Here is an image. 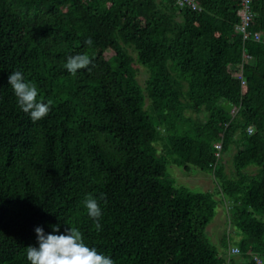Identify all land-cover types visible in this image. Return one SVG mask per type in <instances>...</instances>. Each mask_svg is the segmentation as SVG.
<instances>
[{"label":"trees","instance_id":"16d2710c","mask_svg":"<svg viewBox=\"0 0 264 264\" xmlns=\"http://www.w3.org/2000/svg\"><path fill=\"white\" fill-rule=\"evenodd\" d=\"M196 1L201 9L176 0H0V264H30L35 228L48 234L57 224L55 234L78 228L113 264H264V42L237 29L240 0ZM252 9L250 29L264 33V0ZM78 54L92 63L73 76L65 64ZM135 59L150 69L144 86ZM242 63L245 84L233 76ZM15 71L36 85L38 101H52L42 120L18 106L8 83ZM160 141L186 170L211 172L218 192L176 185ZM89 196L102 209L100 231ZM226 199L242 233L237 258L205 232Z\"/></svg>","mask_w":264,"mask_h":264},{"label":"clouds","instance_id":"9594fccd","mask_svg":"<svg viewBox=\"0 0 264 264\" xmlns=\"http://www.w3.org/2000/svg\"><path fill=\"white\" fill-rule=\"evenodd\" d=\"M88 38L86 45H92ZM92 63L87 54L70 56L65 68L73 76L78 70L87 68ZM8 83L13 89L20 109L30 115L32 122H37L46 117L50 111L52 101L47 103L38 101V90L35 84L25 81L21 71L12 72L8 77ZM87 214L94 220V227L101 230L100 218L102 209L96 198L89 196L84 200ZM60 225L52 226V233L46 234L42 227H36L38 247L28 246L26 258L30 264H113V260L91 248L83 242V236L78 228L70 227L65 234L59 233Z\"/></svg>","mask_w":264,"mask_h":264},{"label":"rangeland","instance_id":"374dc122","mask_svg":"<svg viewBox=\"0 0 264 264\" xmlns=\"http://www.w3.org/2000/svg\"><path fill=\"white\" fill-rule=\"evenodd\" d=\"M129 50L134 55V57H136V51L131 47L129 48ZM113 54L114 51L112 49L106 52V55L108 57L112 56ZM134 64L138 68L137 78L141 85L144 86L146 84L147 78L150 76V69L139 63L136 59L134 61ZM235 109L233 110V112H235ZM156 145L159 148L160 152L168 158V176L174 180L176 185H185L193 190H213L218 192V183L214 179V176L211 172L203 171L192 164L190 165V169L186 170L185 164H179L175 161V159L178 157V154L170 152V149L167 147V145H165L164 141H160L159 143H156ZM235 150L236 148L232 146V148L224 154L223 160L225 162L226 171L228 174H231L234 170L232 158ZM248 170L254 173L256 171V166H250ZM216 197L220 198V195H216ZM231 204L232 201L228 199H226L225 201H220L219 205L216 208V214L212 221L207 225L205 232L209 240L218 246L221 253L225 254L226 252V254L237 258L240 256V252L232 254L229 252V248L232 245H238L237 241L241 239L242 233L239 231L236 224L232 221L230 210ZM259 217L264 220L263 214H259ZM225 236L228 237L229 244L227 246H225L223 242Z\"/></svg>","mask_w":264,"mask_h":264},{"label":"built area","instance_id":"2783aa9c","mask_svg":"<svg viewBox=\"0 0 264 264\" xmlns=\"http://www.w3.org/2000/svg\"><path fill=\"white\" fill-rule=\"evenodd\" d=\"M177 4L180 6H189L193 9H201V6L198 5L196 0H176ZM238 14L240 16V21L236 24V27L239 31L242 32L244 39L253 38L257 41H263L264 42V33L261 31H253L250 29L252 21L254 19L255 13L252 9V0H240V5L238 8ZM254 59V56L250 54L249 52H244V61L243 63H249ZM243 63H242V69L237 70L233 73L234 77H237L241 80L242 84H245L246 79L243 73ZM236 110V109H235ZM234 113V112H233ZM252 129V127H250ZM222 151H223V139H219L215 143V156L217 158L216 162L213 164L214 168H216L219 165L220 158L222 157ZM240 247L238 245L231 246L230 253H239ZM255 258L258 261H261V258H259L257 255Z\"/></svg>","mask_w":264,"mask_h":264},{"label":"water","instance_id":"95a60500","mask_svg":"<svg viewBox=\"0 0 264 264\" xmlns=\"http://www.w3.org/2000/svg\"><path fill=\"white\" fill-rule=\"evenodd\" d=\"M221 105L223 107H225L229 112H233V110L235 109V103L229 99H224L222 102H221Z\"/></svg>","mask_w":264,"mask_h":264},{"label":"crops","instance_id":"0c3cea01","mask_svg":"<svg viewBox=\"0 0 264 264\" xmlns=\"http://www.w3.org/2000/svg\"><path fill=\"white\" fill-rule=\"evenodd\" d=\"M233 246V245H232ZM230 248H231V246H230ZM230 248H229V252H230Z\"/></svg>","mask_w":264,"mask_h":264}]
</instances>
